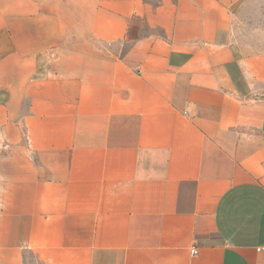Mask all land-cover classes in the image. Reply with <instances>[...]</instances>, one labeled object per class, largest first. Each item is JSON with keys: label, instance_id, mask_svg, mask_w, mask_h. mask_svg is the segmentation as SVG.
Listing matches in <instances>:
<instances>
[{"label": "crops", "instance_id": "crops-1", "mask_svg": "<svg viewBox=\"0 0 264 264\" xmlns=\"http://www.w3.org/2000/svg\"><path fill=\"white\" fill-rule=\"evenodd\" d=\"M257 5L0 0V264H264Z\"/></svg>", "mask_w": 264, "mask_h": 264}, {"label": "rangeland", "instance_id": "rangeland-1", "mask_svg": "<svg viewBox=\"0 0 264 264\" xmlns=\"http://www.w3.org/2000/svg\"><path fill=\"white\" fill-rule=\"evenodd\" d=\"M234 38L247 51L264 53V5L255 6L235 23Z\"/></svg>", "mask_w": 264, "mask_h": 264}, {"label": "built area", "instance_id": "built-area-1", "mask_svg": "<svg viewBox=\"0 0 264 264\" xmlns=\"http://www.w3.org/2000/svg\"><path fill=\"white\" fill-rule=\"evenodd\" d=\"M190 253H191L192 256H195L197 254V250L193 249V250H191Z\"/></svg>", "mask_w": 264, "mask_h": 264}]
</instances>
